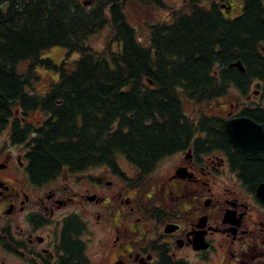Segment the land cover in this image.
<instances>
[{"label": "trees", "instance_id": "trees-1", "mask_svg": "<svg viewBox=\"0 0 264 264\" xmlns=\"http://www.w3.org/2000/svg\"><path fill=\"white\" fill-rule=\"evenodd\" d=\"M129 2L169 12L166 20L149 24L148 44L128 19ZM203 2L172 7L165 0H0V135L11 125L17 135L34 134L28 152L34 181L52 178L65 166L116 167L119 155L142 171L152 170L186 137L178 121L185 100L197 108L233 88L261 87L256 81L264 79L263 0H243L234 20L222 15L219 2L209 7ZM106 26L111 35L96 50L90 37ZM52 47L79 57L46 93L31 91L30 74L20 72L19 64L30 61V73L36 63L52 65L41 57ZM239 60L243 71L231 67ZM19 108L40 109L44 123L21 128L9 122ZM256 110L264 114V107ZM200 112L198 122L191 118L190 132L204 125L212 147L216 139L229 147L223 119ZM236 158L246 182H264V150L240 151ZM157 264L190 263L162 252Z\"/></svg>", "mask_w": 264, "mask_h": 264}, {"label": "flooded vegetation", "instance_id": "flooded-vegetation-1", "mask_svg": "<svg viewBox=\"0 0 264 264\" xmlns=\"http://www.w3.org/2000/svg\"><path fill=\"white\" fill-rule=\"evenodd\" d=\"M215 1L226 19L242 14L243 0ZM260 53L264 57V46ZM256 82L261 87L253 94L232 89L237 97L231 114L213 115L223 119L229 147L218 139L212 147L204 125L190 132V120L198 122V115L183 109L178 121L186 137L149 171L119 155L116 167L65 166L36 182L28 171L34 134L17 135L9 126L0 143V264H97L95 245L103 264H157L162 252L190 264L213 256L220 264H264L260 183L251 186L234 165L240 151L253 153L233 147L224 132V120L230 118L250 117L264 127V114L256 110L264 101L251 103L253 95L264 100V79ZM251 109L255 115L247 113ZM44 114L19 108L10 122L36 128ZM203 244L208 246L199 248Z\"/></svg>", "mask_w": 264, "mask_h": 264}, {"label": "rangeland", "instance_id": "rangeland-1", "mask_svg": "<svg viewBox=\"0 0 264 264\" xmlns=\"http://www.w3.org/2000/svg\"><path fill=\"white\" fill-rule=\"evenodd\" d=\"M185 0H165V2L172 7H179ZM127 16L130 23L137 28L138 34L142 39L144 44L150 42L149 35L150 29L149 24L156 23L161 20H166L168 18L169 12L165 10H158L151 6L141 5L136 2H129L127 4ZM111 35V27L106 26L101 31L93 34L90 37V44L96 50H102ZM41 57L44 59H50L52 65H47L45 63H36L33 67V71L30 73V61H25L19 64L20 72L30 74L29 81L31 82L30 90H35L34 92L46 93L51 85L55 83L60 75V72L65 69L66 71H71L74 67L76 59L79 57L78 52H69V50L62 47H52L47 50H44L41 54ZM256 89L254 86L250 94H253V90ZM237 97V91L231 90V92L212 103L204 104L203 106L198 105L197 108H194L193 104L188 100L184 101V109L187 113H190L191 116L198 115L200 111L210 113L212 115H218L220 117H227L228 114H231L232 105L231 103L235 101ZM264 100L258 95H253L251 103L263 102ZM196 107V106H195ZM7 130V129H6ZM5 130V131H6ZM3 132L0 135V143L2 142ZM120 165L125 167L126 160L125 158L119 159ZM162 171H165V167L162 166ZM101 237V233L96 234L95 239ZM92 258L97 264H103L102 262V253L98 247L95 245L93 249ZM195 264H220V259L213 256V259L205 262H195Z\"/></svg>", "mask_w": 264, "mask_h": 264}, {"label": "water", "instance_id": "water-1", "mask_svg": "<svg viewBox=\"0 0 264 264\" xmlns=\"http://www.w3.org/2000/svg\"><path fill=\"white\" fill-rule=\"evenodd\" d=\"M231 66L241 70L245 69L240 60L232 63ZM224 132L235 148H241L253 154L264 150V127L250 117L225 119ZM257 195L264 201V182L257 187ZM207 246L208 244H203L199 248H206Z\"/></svg>", "mask_w": 264, "mask_h": 264}, {"label": "bare ground", "instance_id": "bare-ground-1", "mask_svg": "<svg viewBox=\"0 0 264 264\" xmlns=\"http://www.w3.org/2000/svg\"><path fill=\"white\" fill-rule=\"evenodd\" d=\"M182 13V12H181ZM186 13V12H185ZM10 122V121H9ZM12 122V121H11Z\"/></svg>", "mask_w": 264, "mask_h": 264}]
</instances>
